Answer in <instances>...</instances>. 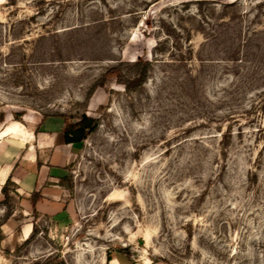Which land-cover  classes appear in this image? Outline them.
<instances>
[{
  "label": "rangeland",
  "instance_id": "obj_1",
  "mask_svg": "<svg viewBox=\"0 0 264 264\" xmlns=\"http://www.w3.org/2000/svg\"><path fill=\"white\" fill-rule=\"evenodd\" d=\"M139 57L142 85L93 88ZM0 113L22 136L98 120L70 218L31 211L21 237L1 193L0 264H264V0H0Z\"/></svg>",
  "mask_w": 264,
  "mask_h": 264
},
{
  "label": "crops",
  "instance_id": "obj_2",
  "mask_svg": "<svg viewBox=\"0 0 264 264\" xmlns=\"http://www.w3.org/2000/svg\"><path fill=\"white\" fill-rule=\"evenodd\" d=\"M34 126L27 128L26 136L13 135L8 126L0 129V199L2 188L8 181L15 185V191L21 199V214L26 232H31L33 225L27 221L30 217L32 195H41L36 203L38 215L64 221L72 216V199L67 186L69 165L78 154V143H66L64 136L65 120L61 117L47 116L35 121ZM34 127V128H33ZM4 130V134L1 132ZM0 208V216L4 213ZM15 214L12 215L13 218ZM9 218V219H11ZM14 219V218H13ZM26 219V221H25ZM14 228L11 235L15 236ZM104 264H125L113 257Z\"/></svg>",
  "mask_w": 264,
  "mask_h": 264
},
{
  "label": "trees",
  "instance_id": "obj_3",
  "mask_svg": "<svg viewBox=\"0 0 264 264\" xmlns=\"http://www.w3.org/2000/svg\"><path fill=\"white\" fill-rule=\"evenodd\" d=\"M135 67V76L133 78L127 77L123 71L118 67H112L108 69L104 75L103 78L100 79V81L96 82L93 88L103 86L104 82L106 81L108 76H115L117 80L124 84L125 88L128 90H134L136 86L142 85L145 81L149 67L150 62L148 60H144L143 58L139 57L134 62ZM23 113H14V119L21 120V115ZM4 119V113H0V123ZM65 127H64V136L66 143H81L85 137V135L88 132H93L98 128V120L95 117H92L90 115H87L86 113H83L77 121L72 123H67L65 120ZM12 183L11 179H8L6 184L2 188V192L4 194V199L8 200V185ZM41 199V195L38 193H34L32 195V206H33V213L38 214L36 211V203L37 201ZM34 231V229H33ZM3 237L0 235V240H2ZM29 239V238H28ZM108 260H111L112 257L108 254L107 256Z\"/></svg>",
  "mask_w": 264,
  "mask_h": 264
}]
</instances>
